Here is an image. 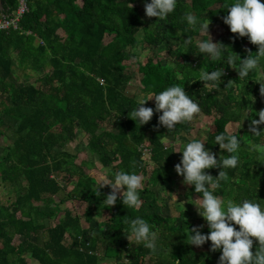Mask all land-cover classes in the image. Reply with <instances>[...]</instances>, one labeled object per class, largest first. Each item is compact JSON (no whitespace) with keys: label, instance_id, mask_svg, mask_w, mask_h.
<instances>
[{"label":"trees","instance_id":"trees-1","mask_svg":"<svg viewBox=\"0 0 264 264\" xmlns=\"http://www.w3.org/2000/svg\"><path fill=\"white\" fill-rule=\"evenodd\" d=\"M2 2L0 20L18 8V0ZM230 2L178 0L168 20L159 21L143 15L139 0H28L29 11L22 16L19 28L0 29V140L9 132L13 137L0 155V264H31L29 258L39 264H219L222 253L212 252L210 241L196 247L187 240L193 227L202 225V234H209L204 219L192 212L196 209L192 198L200 197L194 185L186 187L190 208L181 210L175 219L161 214L163 203L153 187L162 184L166 191H172L175 165L182 157V152L166 146L164 139L183 137L184 146L196 138L195 120L213 117L205 148L217 160L227 153L213 144L215 135L228 131L230 123L246 126L243 133L235 131L244 140L240 165L228 170V180L215 194L225 200H264V164L257 162L247 143L259 142L250 131L251 120H258L262 111L250 104L252 96L262 101L264 111L262 84L255 80L259 73L250 74L247 82L240 81L237 70L227 63L207 60L194 47L186 48L182 43L188 36L199 35L182 19L191 11L202 23L223 27L228 35L216 42L241 59L247 58L249 51L255 54L258 47L247 37L232 33L224 23ZM140 32L144 48L169 45L166 58L155 53L145 62L134 59L138 57L135 49ZM15 66L43 71L37 77L40 86L19 83ZM218 68L225 74L219 90L209 93L198 80L199 71ZM135 72L146 93L173 84L184 87L200 105L201 113L169 133L159 125L162 113L155 112V102L147 101L144 106L154 109L153 118L139 126L130 118L137 99L126 93ZM230 82L232 87L227 88ZM259 127L264 129V125ZM78 132L87 136V151L97 157L102 169L110 170L111 176L123 170L145 177L139 209H128L122 196L114 206L105 207L103 201L111 188L98 189L101 195L97 196V177L75 164L77 155L57 150L76 140ZM138 145L150 151L151 169ZM221 170L205 171L216 178ZM62 174L69 182L74 180V187L57 201L63 189ZM72 199L86 204L83 217L71 207L59 215L60 204ZM136 217L145 219L158 232L156 254L127 239L124 221ZM47 219H57V223L51 227L45 224ZM43 232L47 233L44 240ZM257 247L255 242L254 253Z\"/></svg>","mask_w":264,"mask_h":264},{"label":"clouds","instance_id":"clouds-1","mask_svg":"<svg viewBox=\"0 0 264 264\" xmlns=\"http://www.w3.org/2000/svg\"><path fill=\"white\" fill-rule=\"evenodd\" d=\"M177 2L178 0H145V14L148 18L156 17L159 21H166L175 12ZM226 9L228 15L223 18L224 23L232 33L247 37L251 44L256 45L258 51L255 54L249 51L247 58L241 59L222 43L213 42L208 32L209 23H202L191 11L184 13L182 19L192 32L199 35L195 38L188 36L182 41L183 46L194 47L205 59L212 62L227 63L237 70L240 81L247 82L250 74L259 73L255 80L261 82V93L264 94V3L261 0H231ZM134 59L142 60L143 55ZM224 74L223 68L211 72L201 69L198 80L204 82V88L210 93L219 90ZM230 87L232 82L227 88ZM153 98L155 112L162 113L158 118L159 125L165 127L169 133L179 124L193 122L201 113L200 105L186 94L184 87L173 84L162 91H148L137 96V106L131 112L130 118L139 126L152 120L154 109L144 105ZM246 116L247 112L244 119ZM258 116V120H251L250 131L251 136L259 138V142L250 140L247 143L249 152L255 155L257 162L264 164V129L259 127L264 125V111H260ZM201 129L204 133L208 131L206 125H201ZM205 139L190 138L182 150H178L182 152V157L180 163L175 165V171L183 177V183L194 185L195 192L200 194L192 203L209 229L207 235L200 231L202 225L188 230V243L201 247L210 241V250H219L222 253L219 264H264V200H225L215 194L222 183L228 180V170L236 169L240 165L239 151L244 140L234 131L215 135L213 144H218L227 153L217 160L215 154L205 148ZM138 150L143 151L144 146L138 145ZM214 168L222 169L216 178L205 171ZM109 171L98 174L94 187L96 195L99 196L101 193L98 189L110 186L111 192L103 201L105 207L114 206L122 196V203L128 209H139L142 206L141 192L144 190L145 177L136 172L118 170L109 179ZM173 218L175 219V213ZM124 223L127 225V239L132 244L142 245L153 254L158 252V232L145 219L136 217L125 220ZM236 226H239L238 230ZM255 242H258V247L254 253L252 249Z\"/></svg>","mask_w":264,"mask_h":264},{"label":"rangeland","instance_id":"rangeland-1","mask_svg":"<svg viewBox=\"0 0 264 264\" xmlns=\"http://www.w3.org/2000/svg\"><path fill=\"white\" fill-rule=\"evenodd\" d=\"M262 1V0H261ZM139 6L142 8L143 15L145 14V2L143 0H139ZM209 23V22H207ZM209 35L211 36L213 42H216L220 37L227 36L228 33L227 31L221 27V26H216L211 23H209V28H208ZM137 38L140 40V44L137 46L135 49L137 51V56L143 55V59L140 60L142 62H145L148 57L152 56L153 54L157 53L158 55L164 56L167 55V47L169 45H163L162 47L158 49H147L143 47L142 44V38H143V32L138 33ZM172 44V43H170ZM175 43L173 42L172 45ZM127 64H130V62H126ZM15 76L17 77V80L19 83H25V82H30V83H35L36 85L40 86V82L37 80V77L41 76L44 72L40 71L38 73L32 72L30 70H23L22 68L15 66ZM132 79L129 82L127 86L126 93L132 97H135L137 99V96L141 93H146L143 90V87L140 83V75L139 73L135 72L132 75ZM244 99V98H243ZM150 102L154 101L149 100ZM250 104L253 105L255 108H259L260 110L263 111V103L260 100H257L255 97L252 96V100L250 101ZM197 118L195 121L197 123V128H195L194 131V137L196 138H201L207 140L208 133L211 131V124L213 121V117H202ZM201 125H206L208 131L204 133L201 129ZM112 130L116 131L117 128L115 126H108ZM245 124L242 122L240 125L238 123H230L227 126V129L229 132H235L238 129L243 133L245 131ZM11 132H9L6 136H4L0 140V155L3 152V149L6 146H9L12 143L13 137L11 136ZM187 138L185 137V140ZM183 137H177L175 139L173 138H166L164 139V143L166 146H172L176 151H178L181 147H183ZM86 143H87V136L82 135L81 133L78 132L76 140H74L72 143L68 144L65 148H57L59 151H66L72 155H77L75 164L81 165L82 170L86 173H90L95 175L96 177L98 174L101 172H104L107 169H102L99 163L97 162V157L89 153L86 149ZM146 163L148 164V169H151V165L153 164L150 161V157L146 154L145 156ZM82 161L86 162L87 164L82 163ZM65 175H61L60 177V184L63 186L62 191L57 195V201H59L61 198L66 197L68 193L72 190L73 188V181L69 182L70 180H66L64 177ZM107 176L109 179L113 178L109 173H107ZM110 187V186H109ZM186 187L187 185L183 183V178L182 176L178 175L177 172H175V177L172 182V191H166L165 187L162 184L157 185L156 187H153V190L156 192V195L161 203H163V207L161 210V214L164 216H172L175 213V216H178L181 210L190 208L191 203L189 202L190 200L186 197ZM199 197L194 196L191 201L198 199ZM72 203V204H71ZM84 202H77L76 200L72 199L68 201V203H61L60 208L64 209L66 206L74 208V210L78 211L79 214L83 217V213L85 211ZM194 205V204H193ZM195 206V205H194ZM81 207V208H80ZM196 207V206H195ZM193 209V208H192ZM62 211V210H61ZM195 215L194 216H200L197 212V209L192 211ZM53 223L50 221V219L45 221V224L51 225ZM42 240L47 238V233L43 232L41 234ZM102 250V249H101ZM29 254H26V257ZM29 258V257H27ZM28 263L31 264H36L35 260L29 258ZM113 263V262H112ZM114 264V263H113Z\"/></svg>","mask_w":264,"mask_h":264},{"label":"built area","instance_id":"built-area-1","mask_svg":"<svg viewBox=\"0 0 264 264\" xmlns=\"http://www.w3.org/2000/svg\"><path fill=\"white\" fill-rule=\"evenodd\" d=\"M29 11L28 0H18V8L9 16L3 17L0 20V29L9 30V29H18L19 22L22 16ZM101 83H104V80H100ZM145 155L151 156L150 151L145 148Z\"/></svg>","mask_w":264,"mask_h":264},{"label":"crops","instance_id":"crops-1","mask_svg":"<svg viewBox=\"0 0 264 264\" xmlns=\"http://www.w3.org/2000/svg\"><path fill=\"white\" fill-rule=\"evenodd\" d=\"M58 151H59V150H58ZM73 187H74V185H73ZM76 201H77V202H83V201H80V200H76ZM65 203H68V202H65ZM71 204H72V203H71ZM66 207H68V206H66ZM83 207L86 209V204H84ZM80 208H81V207H80ZM64 209H65V208H64ZM61 210H63V208H62ZM84 212H85V211H84ZM83 214H84V213H83ZM59 215L62 216V211H61V213H60ZM50 221L53 222V223H51V225L49 224L51 227H52V226H55V224L57 223V219H56V220H55V219H50ZM83 224H84L85 227H88V225H89L88 222H86L84 218H83ZM35 262H36V264H39L37 261H35ZM112 262H113V261H103V263H101V264H113V263L115 264V262H113V263H112Z\"/></svg>","mask_w":264,"mask_h":264},{"label":"water","instance_id":"water-1","mask_svg":"<svg viewBox=\"0 0 264 264\" xmlns=\"http://www.w3.org/2000/svg\"><path fill=\"white\" fill-rule=\"evenodd\" d=\"M3 8V2H2V0H0V9H2Z\"/></svg>","mask_w":264,"mask_h":264}]
</instances>
